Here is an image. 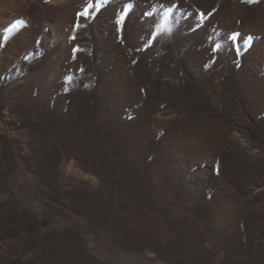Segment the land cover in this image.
Listing matches in <instances>:
<instances>
[{
	"label": "rangeland",
	"instance_id": "rangeland-1",
	"mask_svg": "<svg viewBox=\"0 0 264 264\" xmlns=\"http://www.w3.org/2000/svg\"><path fill=\"white\" fill-rule=\"evenodd\" d=\"M0 264H264V0H0Z\"/></svg>",
	"mask_w": 264,
	"mask_h": 264
},
{
	"label": "snow or ice",
	"instance_id": "snow-or-ice-1",
	"mask_svg": "<svg viewBox=\"0 0 264 264\" xmlns=\"http://www.w3.org/2000/svg\"><path fill=\"white\" fill-rule=\"evenodd\" d=\"M84 15H87V13H84ZM124 19V17L122 16L121 17V20H123ZM231 39H233V41L235 42V37L233 36V37H231ZM219 46H217V48H218ZM216 50V48H214L213 49V51H215ZM237 54H239V48H237Z\"/></svg>",
	"mask_w": 264,
	"mask_h": 264
}]
</instances>
